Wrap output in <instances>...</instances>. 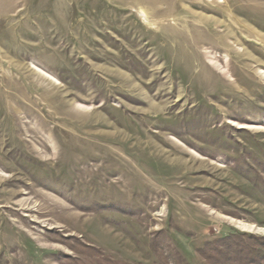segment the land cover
<instances>
[{"label": "rangeland", "instance_id": "rangeland-1", "mask_svg": "<svg viewBox=\"0 0 264 264\" xmlns=\"http://www.w3.org/2000/svg\"><path fill=\"white\" fill-rule=\"evenodd\" d=\"M262 73L264 0H0V264L264 237Z\"/></svg>", "mask_w": 264, "mask_h": 264}, {"label": "trees", "instance_id": "trees-1", "mask_svg": "<svg viewBox=\"0 0 264 264\" xmlns=\"http://www.w3.org/2000/svg\"><path fill=\"white\" fill-rule=\"evenodd\" d=\"M99 254L93 249H88ZM156 250V249H155ZM158 253V251H156ZM158 253L163 263L167 258ZM199 255L207 264H264V237L246 233H234L206 243L198 250ZM125 264L114 261L109 262L104 257L98 264ZM181 264V263H174Z\"/></svg>", "mask_w": 264, "mask_h": 264}, {"label": "bare ground", "instance_id": "bare-ground-1", "mask_svg": "<svg viewBox=\"0 0 264 264\" xmlns=\"http://www.w3.org/2000/svg\"><path fill=\"white\" fill-rule=\"evenodd\" d=\"M264 75V73H262Z\"/></svg>", "mask_w": 264, "mask_h": 264}]
</instances>
